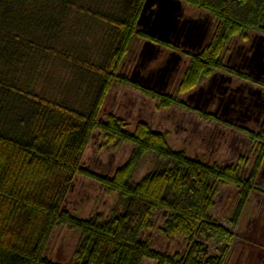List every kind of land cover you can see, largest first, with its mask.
<instances>
[{
  "label": "trees",
  "instance_id": "trees-1",
  "mask_svg": "<svg viewBox=\"0 0 264 264\" xmlns=\"http://www.w3.org/2000/svg\"><path fill=\"white\" fill-rule=\"evenodd\" d=\"M71 1L0 0V264H59L45 252L53 231L61 226L79 235L70 264H142L144 260L156 264H223L234 228L256 188V173L264 162V127L254 131L236 127L256 144L253 170L243 178L240 163L219 166L191 159L184 151L172 150L166 136L143 121L131 133L114 114H107L105 120L101 115L116 84L158 100L162 108H189L180 97L224 68L228 43L234 38L246 41L249 32L264 30V0H184L188 6L211 15L215 28L202 51L189 54V64L170 94L118 74L135 41L161 42L137 26L144 0H135L116 22L119 42L109 64L98 70L100 84L87 114L20 88L21 72L31 61L39 34L52 29L54 23L47 19L46 9ZM164 46L174 49L169 44ZM95 131L108 144L134 146L126 164L112 176L98 175L82 164ZM149 153L169 166L131 183L137 163ZM77 177L98 183L109 194H118L126 201L124 210L108 220L98 215L89 219L72 215L64 203ZM215 182L238 190L230 220L233 229L211 215ZM159 212L166 213L162 234L185 239L182 252L165 255L153 248L151 238L140 239L143 231L152 230ZM211 241L225 243L218 255L210 253Z\"/></svg>",
  "mask_w": 264,
  "mask_h": 264
},
{
  "label": "rangeland",
  "instance_id": "rangeland-1",
  "mask_svg": "<svg viewBox=\"0 0 264 264\" xmlns=\"http://www.w3.org/2000/svg\"><path fill=\"white\" fill-rule=\"evenodd\" d=\"M134 1L72 0L71 4L66 6L53 5L46 9L47 19L54 23L52 29L45 34H39L35 48L31 50V61L26 70L21 72L20 88L29 89L78 113L87 114L100 84L98 70L109 64L119 42L120 32L116 22L125 16ZM187 10L194 14V17L199 11L191 6ZM252 32L256 31L249 32L248 36ZM234 42L240 44L243 41L240 38L232 39L227 45L225 57ZM143 43L144 41L139 40L134 42L120 65L119 75L131 78ZM163 57L152 60L145 69L140 68L141 75L147 76L149 70L159 66ZM185 61L179 67V72H173L164 93L174 92L190 59L186 58ZM199 84L207 85L206 79H202ZM198 87L180 97L189 104V108L172 106L166 109L159 105L158 100L151 99L132 87L116 84L105 100L101 116L105 120L107 114H114L124 121L127 131L131 133L134 132L136 124L143 121L154 131L163 133L172 150L184 151L191 159L208 161L219 166L240 163L242 177L248 178L257 156L256 144L236 127L243 126L254 131L263 128L264 125L255 124L253 121L246 123L232 121L235 125L231 126L219 120L201 117L192 108L195 102L187 98L198 91ZM133 151L132 144H108L102 139L100 132L95 131L85 150L82 164L98 175L112 176L117 168L126 164ZM167 166H169L167 161L159 159L152 153L146 154L137 163L130 182L137 183L145 175ZM255 183L256 188L249 196L250 203L247 202L245 205L244 213L246 209L248 214L251 213L258 205L255 197L259 194L264 195V162L256 173ZM214 186L215 207L211 215L226 228L233 229L230 220L238 199V190L230 184L220 182H215ZM125 205L126 201L118 194H109L98 183L82 177L75 179L64 203L65 208L79 219H89L98 215L103 220H108L114 214L123 211ZM240 220L241 217L234 228V237ZM165 221L166 213L159 212L153 219L152 230L143 231L140 239L151 238L156 251L171 256L184 250L185 239L164 236L161 229ZM78 242L77 233L65 226L57 227L47 244L45 256L59 264H70L73 262V253ZM231 243L228 245L223 264L230 262ZM224 245L225 243L221 241H211L210 253L218 255V249ZM142 264L156 263L144 260Z\"/></svg>",
  "mask_w": 264,
  "mask_h": 264
},
{
  "label": "flooded vegetation",
  "instance_id": "flooded-vegetation-1",
  "mask_svg": "<svg viewBox=\"0 0 264 264\" xmlns=\"http://www.w3.org/2000/svg\"><path fill=\"white\" fill-rule=\"evenodd\" d=\"M183 3L185 17H194V14L188 12L187 8L189 6L184 0ZM195 15L197 18L206 19V28L209 31L210 39L215 28L214 18L200 10ZM149 41L153 43L150 44V50L155 53L153 60L164 56L159 65L166 62L170 56H180L176 72H179V67L186 62L185 59L190 58L189 54L195 55L200 53L208 42L206 41L199 52H190L182 49L180 45L175 46L172 43L165 42L156 43L152 40L144 41L143 45ZM164 44H169L174 49H170L164 46ZM259 44L262 45L261 52L264 53V30L252 32L248 36V39L240 44L234 42L227 57H225V54L223 55V58H225L224 68L214 71L205 78L207 85L202 86L199 84L198 91L188 95L187 98L195 102V106L192 107L193 110L201 117L207 118V120H219L227 125H235L232 121H240L242 123L253 121L255 124L261 123L264 125V57L260 61V65H256L252 61V54ZM194 46L199 47L198 44ZM148 65L146 63L143 64V67L141 65L139 67L136 66L135 74H137L136 77L139 80L148 78L141 75L140 69H145ZM250 73H253V76ZM148 74H150V70ZM187 105L189 106V104Z\"/></svg>",
  "mask_w": 264,
  "mask_h": 264
},
{
  "label": "water",
  "instance_id": "water-1",
  "mask_svg": "<svg viewBox=\"0 0 264 264\" xmlns=\"http://www.w3.org/2000/svg\"><path fill=\"white\" fill-rule=\"evenodd\" d=\"M206 23L204 18L185 17L183 0H144L137 19V26L147 36L161 42L172 43L175 46L180 45L182 49L190 52H199L208 41L209 31L206 28ZM150 44L153 43L149 41L143 45L137 67L139 65L143 67V64H149L154 59L155 53L150 50ZM196 44L199 45L198 48L194 46ZM261 51L262 45L259 44L252 54V61L256 65H260V61L264 57V53ZM179 62V55L170 56L166 62L153 68L147 75V79L139 80L136 77V71H134L130 80L133 83H140L163 92L173 72H176ZM252 74L250 73V75Z\"/></svg>",
  "mask_w": 264,
  "mask_h": 264
},
{
  "label": "crops",
  "instance_id": "crops-1",
  "mask_svg": "<svg viewBox=\"0 0 264 264\" xmlns=\"http://www.w3.org/2000/svg\"><path fill=\"white\" fill-rule=\"evenodd\" d=\"M257 207L243 212L230 245L228 264H264V195L255 197ZM250 203V199L248 201Z\"/></svg>",
  "mask_w": 264,
  "mask_h": 264
}]
</instances>
